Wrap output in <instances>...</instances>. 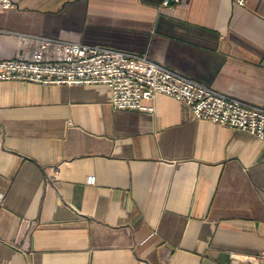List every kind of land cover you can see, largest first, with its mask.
I'll return each mask as SVG.
<instances>
[{"label": "crops", "instance_id": "0c3cea01", "mask_svg": "<svg viewBox=\"0 0 264 264\" xmlns=\"http://www.w3.org/2000/svg\"><path fill=\"white\" fill-rule=\"evenodd\" d=\"M0 58L43 36L146 54L264 106V0H11ZM0 81V264H244L264 254V141L163 94ZM26 221L27 223H25Z\"/></svg>", "mask_w": 264, "mask_h": 264}, {"label": "built area", "instance_id": "2783aa9c", "mask_svg": "<svg viewBox=\"0 0 264 264\" xmlns=\"http://www.w3.org/2000/svg\"><path fill=\"white\" fill-rule=\"evenodd\" d=\"M179 2L162 0L161 4ZM233 2L244 5L246 0ZM11 6V0H0L1 11ZM25 38L31 41L30 49L16 57L0 58V81L102 84L110 89L112 108L144 112H152L154 96L163 94L189 106L195 119L245 131L264 141V106L202 84L146 54L36 35ZM231 257L244 264H264V254L256 259L236 254Z\"/></svg>", "mask_w": 264, "mask_h": 264}]
</instances>
